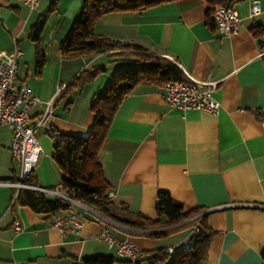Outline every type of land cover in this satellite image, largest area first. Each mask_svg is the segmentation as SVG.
Wrapping results in <instances>:
<instances>
[{"label":"crops","instance_id":"0c3cea01","mask_svg":"<svg viewBox=\"0 0 264 264\" xmlns=\"http://www.w3.org/2000/svg\"><path fill=\"white\" fill-rule=\"evenodd\" d=\"M253 1L260 6L255 16L250 14ZM52 2L40 0L29 10L22 0H0V53H21L16 84L40 101L30 113L31 124L52 101L45 126L34 132L48 142L32 171L36 186L48 189L59 187L61 174L51 158L47 127L88 136L93 128L90 105L136 59L132 49L71 60L59 56L58 46L68 38L84 0H58L36 46L30 28ZM234 7L240 22L231 35L219 34L214 22L208 23L202 0H176L140 13H108L94 29L97 35L168 59L185 77L217 83L212 93L219 104L215 115L172 108L163 102V86L139 83L118 107L98 152L113 204L153 219L157 193L165 192L184 212L204 209L207 224L215 231L204 264H264V0H244ZM38 51L45 61L39 76ZM95 66L105 71L65 107L70 96L60 99L58 86ZM3 129L7 128L0 132ZM7 131L8 156H2L0 182H16L19 168L11 158ZM13 195L12 188L0 187V264H81L93 256L113 257L114 264H123L115 249L96 239L104 222L117 241L131 242L143 259L158 249L174 253L186 249L194 235V227L187 224L190 219L168 236L153 239L80 208L75 209L84 218L81 230L61 234L51 225L53 217L16 205ZM16 221L23 227L18 233L12 228Z\"/></svg>","mask_w":264,"mask_h":264},{"label":"trees","instance_id":"16d2710c","mask_svg":"<svg viewBox=\"0 0 264 264\" xmlns=\"http://www.w3.org/2000/svg\"><path fill=\"white\" fill-rule=\"evenodd\" d=\"M176 0H84L80 16L73 23L68 38L58 46L62 59L90 58L115 50L132 49L136 58L126 69L117 73L100 95L90 105L93 115V128L86 137L61 134L47 130L52 142L51 158L61 174L60 190L65 197L89 210L100 214L107 220L137 231L147 237L160 239L168 236L180 223L187 222L197 228L186 249L168 254L158 249L153 254L136 263L123 260V264H204L210 242L215 231L207 224L204 209L196 208L183 211L182 205L173 200L168 193L158 192L156 196L155 218L131 212L126 205H115L108 198L110 186L104 178L98 162L106 133L113 117L124 100L139 83L161 87L173 82H186L181 70L168 59L147 54L143 48L122 43L105 36L95 34L94 29L101 16L113 12L140 13L151 7ZM206 3L205 17L211 25L214 22V10L217 6L235 4L244 0H202ZM58 0L41 15L30 28V39L39 44L47 16L55 11ZM215 24V23H214ZM38 50V48H37ZM44 57L38 51L36 74L41 75ZM104 67H91L82 71L72 82L65 86L60 99L70 96L65 107L71 104V98L78 95ZM26 184L36 186L31 173ZM18 206L28 207L32 212L50 219L54 215L70 210L65 199H50L44 194L30 189H21L14 202ZM264 259V250L262 251ZM115 258L109 256L86 257L81 264H114Z\"/></svg>","mask_w":264,"mask_h":264},{"label":"built area","instance_id":"2783aa9c","mask_svg":"<svg viewBox=\"0 0 264 264\" xmlns=\"http://www.w3.org/2000/svg\"><path fill=\"white\" fill-rule=\"evenodd\" d=\"M24 5L33 10L40 0H22ZM260 13L257 1L251 3L250 14L255 16ZM240 22L234 4L217 6L214 10V23L221 35H231L237 32ZM21 56L19 51L12 54L0 53V128L6 127L11 133L9 151L13 162L19 168V180L14 182H0V187L6 186L14 190L13 202L21 189L38 191L50 199H65L70 205L66 214H56L52 218L51 225L61 234H78L84 225V218L75 208L83 210L84 214L92 212L88 208L69 200L63 195L60 187L54 189L40 188L25 183L26 178L35 168L42 149L34 134L39 127L45 126L47 117L52 112V101L45 107L34 124L30 123V113L34 105L39 104V99L28 88L16 84L17 59ZM186 82H173L163 86V102L181 110H195L215 115L219 104L213 99L212 93L216 89V82L195 81L185 77ZM63 85L58 86L56 95L59 96L64 90ZM47 130H50L47 127ZM108 193V198H112ZM13 231L18 233L23 230L20 222L12 225ZM198 231L194 228V232ZM96 239L109 249H115L116 255L122 260L136 263L143 259L142 254L128 240L117 241L111 233L110 226L104 222L99 227ZM168 254H173L169 249Z\"/></svg>","mask_w":264,"mask_h":264},{"label":"rangeland","instance_id":"374dc122","mask_svg":"<svg viewBox=\"0 0 264 264\" xmlns=\"http://www.w3.org/2000/svg\"><path fill=\"white\" fill-rule=\"evenodd\" d=\"M6 130V131H5ZM8 131L7 129H3L1 130L0 132V168H2V156L5 155V157L3 158H6V155L8 156V153H7V150H6V146H7V142H8ZM37 141L41 147V149H43L42 151H46L45 149V146H47V142L48 141H45L43 137H37ZM4 161V160H3ZM0 173L4 174V170L0 169Z\"/></svg>","mask_w":264,"mask_h":264}]
</instances>
